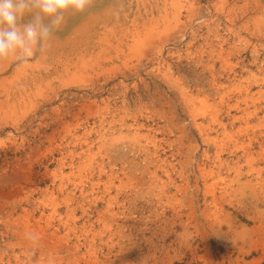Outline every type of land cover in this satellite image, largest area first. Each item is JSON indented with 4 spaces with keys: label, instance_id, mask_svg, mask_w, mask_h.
<instances>
[{
    "label": "rangeland",
    "instance_id": "374dc122",
    "mask_svg": "<svg viewBox=\"0 0 264 264\" xmlns=\"http://www.w3.org/2000/svg\"><path fill=\"white\" fill-rule=\"evenodd\" d=\"M0 264H264V0H93L0 61Z\"/></svg>",
    "mask_w": 264,
    "mask_h": 264
},
{
    "label": "clouds",
    "instance_id": "9594fccd",
    "mask_svg": "<svg viewBox=\"0 0 264 264\" xmlns=\"http://www.w3.org/2000/svg\"><path fill=\"white\" fill-rule=\"evenodd\" d=\"M93 0H0V61L19 66L46 54L68 15L85 13ZM26 238L37 242L34 233Z\"/></svg>",
    "mask_w": 264,
    "mask_h": 264
}]
</instances>
